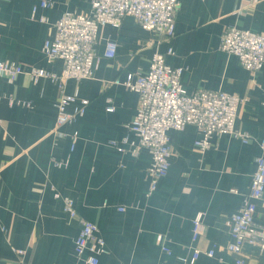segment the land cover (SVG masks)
Segmentation results:
<instances>
[{"label": "crops", "instance_id": "1", "mask_svg": "<svg viewBox=\"0 0 264 264\" xmlns=\"http://www.w3.org/2000/svg\"><path fill=\"white\" fill-rule=\"evenodd\" d=\"M51 1L50 8L37 11V17L47 19L41 23L30 18L34 0H0V60L26 72L62 70L63 61L47 60L43 45L63 14L90 15L91 0ZM179 2L170 40L143 30L131 16L116 28H100L93 76L66 82L65 93L77 92L88 101L83 116L71 124L56 126L55 82H34L27 74L14 80L0 76V264H16L14 250L24 251L26 264H80L74 254L80 220L94 223L105 242L99 264H181L179 257L190 264H264V249L254 242H245L240 255L229 252L226 226L250 192L255 160L264 154V66L247 71L236 56L219 48L228 27L264 35V0ZM107 39L117 44L112 58L105 56ZM168 48L172 53L165 62L183 69L181 85L187 93L222 91L242 100L235 130L249 139L226 134L201 151L194 146L201 137L196 127L168 131L170 167L147 196L149 150L132 157L110 145L123 138L137 142L125 124L136 112L138 95L113 80L145 73L153 53ZM109 105L112 112L106 110ZM73 133L78 136L71 150ZM57 161L68 163L57 167ZM63 198L73 201L76 218L63 212ZM199 212L204 231L192 242V219ZM255 226H264L261 202ZM159 235L169 254L161 250ZM195 248L201 254L192 260ZM209 250L212 257L205 254Z\"/></svg>", "mask_w": 264, "mask_h": 264}, {"label": "built area", "instance_id": "2", "mask_svg": "<svg viewBox=\"0 0 264 264\" xmlns=\"http://www.w3.org/2000/svg\"><path fill=\"white\" fill-rule=\"evenodd\" d=\"M34 1L30 18L46 23L44 16L37 17V11L39 8H50L52 1ZM179 4V0H91L90 15L73 12L63 14L54 23L52 39L45 41L43 45V54L47 60L63 61L64 66L58 74L37 69L26 72L17 63L0 60V76L14 80L19 75L27 74L34 82L41 78L55 82L59 90L55 104L56 126L71 124L83 116L88 101L80 99L77 92L65 93L66 82L93 76L97 66L94 46L100 28L107 25L116 28L125 16H131L143 30L155 32L170 40L175 35V15ZM105 48V56L112 58L117 48L115 40L107 39ZM219 48L236 56L247 71L256 72L264 66L263 34L228 27L221 34ZM171 53V48L166 53L155 51L145 73H129L123 80H113V84L122 85L138 95L136 112L131 121L125 124L126 130L136 137L137 142L123 138L119 143L110 142V145L119 153L132 157H136L140 149L149 150L151 163L147 168V196L156 190L159 180L167 175L170 167L168 131H180L188 125L196 127L201 137L194 142V146L201 151L211 148L213 138L222 135H232L242 142L249 139L246 134L235 130L237 112L242 100L222 91L197 90L187 93L181 85L183 69L171 67L165 62V56ZM9 103L12 104L13 100L9 99ZM69 106H74L72 112L67 111ZM106 110L112 112L114 107L109 105ZM77 136V133L70 136L71 150ZM260 148L264 151V140L260 141ZM255 162L256 170L250 192L244 196L238 211L226 221L232 239L227 250L236 255L242 253L245 242H254L261 250L264 249V226L255 228L256 204L261 202L264 205V154L259 155ZM67 163L57 161L54 165L63 167ZM54 197L60 198L57 193ZM62 203L63 212L70 219L76 218L73 201L63 198ZM118 210L123 211V208ZM203 216L199 212L192 219V242H196L203 234ZM79 223L80 231L74 240V254L80 264H99V256L107 252L105 242L97 235L98 229L94 223L86 220H80ZM156 240L161 250L169 254L166 239L159 235ZM14 252L17 257L16 264H26L23 260L24 251ZM200 254V250L193 249L192 260L198 259ZM205 254L212 257L213 252L209 250ZM178 260L181 264H190L184 257H179Z\"/></svg>", "mask_w": 264, "mask_h": 264}]
</instances>
